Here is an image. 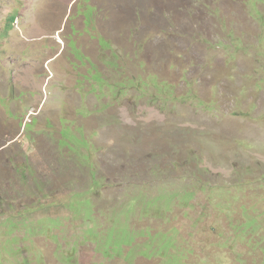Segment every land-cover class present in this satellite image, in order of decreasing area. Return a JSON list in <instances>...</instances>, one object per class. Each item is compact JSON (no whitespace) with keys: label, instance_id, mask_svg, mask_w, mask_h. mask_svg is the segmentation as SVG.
Wrapping results in <instances>:
<instances>
[{"label":"rangeland","instance_id":"rangeland-1","mask_svg":"<svg viewBox=\"0 0 264 264\" xmlns=\"http://www.w3.org/2000/svg\"><path fill=\"white\" fill-rule=\"evenodd\" d=\"M0 264H264V0H0Z\"/></svg>","mask_w":264,"mask_h":264}]
</instances>
